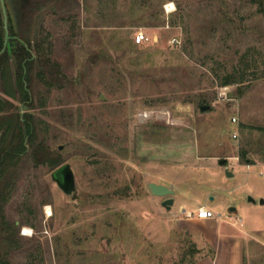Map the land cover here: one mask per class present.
<instances>
[{"label": "rangeland", "instance_id": "1", "mask_svg": "<svg viewBox=\"0 0 264 264\" xmlns=\"http://www.w3.org/2000/svg\"><path fill=\"white\" fill-rule=\"evenodd\" d=\"M42 1L36 16L21 0L10 8L19 31L51 43L46 76L57 81L34 77L35 107L14 100L15 111L32 115L40 138L71 164L77 191L66 196L51 179L55 168L36 166L28 150L0 201L14 228L11 240L0 236L1 256L11 264H191L202 250L145 196V163L155 145L162 156L244 150L264 161V14L251 0ZM140 30L147 39L137 44ZM247 178L244 167L234 180ZM260 248L246 264H264Z\"/></svg>", "mask_w": 264, "mask_h": 264}, {"label": "crops", "instance_id": "2", "mask_svg": "<svg viewBox=\"0 0 264 264\" xmlns=\"http://www.w3.org/2000/svg\"><path fill=\"white\" fill-rule=\"evenodd\" d=\"M41 8L33 9V14L38 15ZM152 150L144 168L147 181L144 194L158 203L161 213L164 210L172 215L175 226L185 229L202 250L193 264L204 261L214 264L224 254L232 257L238 254L235 264H246L248 253L264 248V203L260 202L264 200V161L253 159L246 152L242 158V150L228 155L219 151L170 148L168 156H162L156 145ZM221 158H227L226 164L220 163ZM244 167L247 181L236 183L234 179ZM227 170L230 175L226 174ZM151 182L174 189L171 209L161 205L163 197L152 194ZM250 196L255 201L249 200ZM201 206L213 210L216 216L189 218L184 214V210L197 211ZM222 262L225 263L223 259Z\"/></svg>", "mask_w": 264, "mask_h": 264}, {"label": "trees", "instance_id": "3", "mask_svg": "<svg viewBox=\"0 0 264 264\" xmlns=\"http://www.w3.org/2000/svg\"><path fill=\"white\" fill-rule=\"evenodd\" d=\"M8 1L5 0L9 19V40L5 51L0 55V201L5 200L12 192L7 176L20 164L28 150H31L30 154L36 166L48 165L56 169L63 164L59 150L52 149L44 138H40L32 115L15 111L17 107L14 100L35 107V90L32 85L34 77L47 86L55 85L57 78L49 80L46 76V71L54 72L50 58L51 43L39 36L32 39L23 29L19 31L14 25L10 8L15 0ZM21 1L25 6L29 3V0ZM41 1L35 0L31 3V10L41 8ZM251 1L257 3L259 12L264 14V0ZM5 36L6 27L0 2V52L4 48ZM232 82L233 79L226 78L222 84ZM241 157H245V151L241 152ZM0 217V236L3 235L2 241H8L14 233V228L7 222L1 206ZM0 264L11 263L0 254Z\"/></svg>", "mask_w": 264, "mask_h": 264}, {"label": "water", "instance_id": "4", "mask_svg": "<svg viewBox=\"0 0 264 264\" xmlns=\"http://www.w3.org/2000/svg\"><path fill=\"white\" fill-rule=\"evenodd\" d=\"M1 7L4 15V23L6 27V36H5V42H4V48L0 52V55L5 51L8 40H9V30H8V14H7V8L5 4V0H0ZM210 108V105H203L201 106L202 110H207ZM62 149V146L59 147ZM227 158H221L220 163L226 164ZM226 174L230 175V171L227 170ZM232 175V174H231ZM51 179L54 181L57 186L62 190L66 196H73L77 191V183H76V177L75 172L71 166L70 163H63L59 167H57L52 173H51ZM149 188L152 194L158 197H163V201L161 202V205L165 207L166 209H171L172 205L174 204V189L170 188L167 185L164 184H158L151 182L149 183ZM249 200L255 201L254 198L251 196L249 197ZM261 203H264V200H260Z\"/></svg>", "mask_w": 264, "mask_h": 264}, {"label": "built area", "instance_id": "5", "mask_svg": "<svg viewBox=\"0 0 264 264\" xmlns=\"http://www.w3.org/2000/svg\"><path fill=\"white\" fill-rule=\"evenodd\" d=\"M166 10H167V6H166ZM146 39H147V35L145 34V32L140 30V31L136 32L133 40H134L135 43L141 44ZM175 41H177V39ZM144 116L148 117L147 114H144ZM233 122H237V118L236 117H233ZM233 136L236 138L237 134L234 133ZM184 214L187 217H189V218H193V217L212 218V217L216 216L215 212L213 210L207 208L206 206L199 207L197 209V211H186V210H184Z\"/></svg>", "mask_w": 264, "mask_h": 264}, {"label": "bare ground", "instance_id": "6", "mask_svg": "<svg viewBox=\"0 0 264 264\" xmlns=\"http://www.w3.org/2000/svg\"><path fill=\"white\" fill-rule=\"evenodd\" d=\"M167 7H168L167 10L171 11L172 10L171 7H173V3H170L169 5H167ZM46 209H47L48 214H51V208L47 206ZM31 233H32V230L29 227H24V231H23L24 235H31Z\"/></svg>", "mask_w": 264, "mask_h": 264}]
</instances>
